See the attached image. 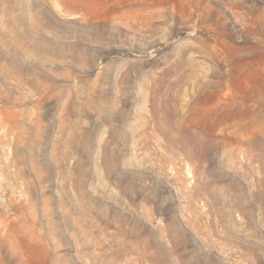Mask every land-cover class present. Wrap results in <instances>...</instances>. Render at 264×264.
I'll return each mask as SVG.
<instances>
[{
	"label": "rangeland",
	"instance_id": "rangeland-1",
	"mask_svg": "<svg viewBox=\"0 0 264 264\" xmlns=\"http://www.w3.org/2000/svg\"><path fill=\"white\" fill-rule=\"evenodd\" d=\"M0 264H264V0H0Z\"/></svg>",
	"mask_w": 264,
	"mask_h": 264
}]
</instances>
